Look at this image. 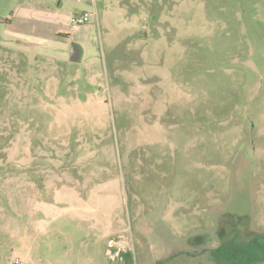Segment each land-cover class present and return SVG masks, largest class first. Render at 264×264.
<instances>
[{"label":"rangeland","instance_id":"1","mask_svg":"<svg viewBox=\"0 0 264 264\" xmlns=\"http://www.w3.org/2000/svg\"><path fill=\"white\" fill-rule=\"evenodd\" d=\"M257 234L264 0H0V264H216Z\"/></svg>","mask_w":264,"mask_h":264},{"label":"trees","instance_id":"2","mask_svg":"<svg viewBox=\"0 0 264 264\" xmlns=\"http://www.w3.org/2000/svg\"><path fill=\"white\" fill-rule=\"evenodd\" d=\"M128 264H133L130 251H122ZM210 258L216 264H258L264 262V234H257L245 241L234 238L220 242L209 250Z\"/></svg>","mask_w":264,"mask_h":264},{"label":"water","instance_id":"3","mask_svg":"<svg viewBox=\"0 0 264 264\" xmlns=\"http://www.w3.org/2000/svg\"><path fill=\"white\" fill-rule=\"evenodd\" d=\"M81 56H82L81 46L77 42L72 41L70 43V49H69V60L72 62H77L81 59Z\"/></svg>","mask_w":264,"mask_h":264},{"label":"built area","instance_id":"4","mask_svg":"<svg viewBox=\"0 0 264 264\" xmlns=\"http://www.w3.org/2000/svg\"><path fill=\"white\" fill-rule=\"evenodd\" d=\"M91 16V13L87 12V11H83L82 13L71 17V22L73 23V25H81L86 23L89 18Z\"/></svg>","mask_w":264,"mask_h":264}]
</instances>
